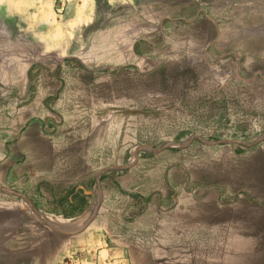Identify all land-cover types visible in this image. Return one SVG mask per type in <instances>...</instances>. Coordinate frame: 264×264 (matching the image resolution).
Returning <instances> with one entry per match:
<instances>
[{"label": "rangeland", "instance_id": "obj_1", "mask_svg": "<svg viewBox=\"0 0 264 264\" xmlns=\"http://www.w3.org/2000/svg\"><path fill=\"white\" fill-rule=\"evenodd\" d=\"M93 6L92 22L69 31L64 48L56 44L42 52L25 36L13 44L0 41V61L13 52L12 61H35L36 72L55 74L42 78L38 89L21 93L5 77L0 80L1 118L26 124L32 114L27 109L39 106L43 109L34 114L49 119L40 134H54L53 139H24L21 168L0 176L2 188L24 195L0 189L3 264L44 259L63 242L74 245V238L52 231L46 222L56 221L33 204L42 205L34 191L37 181L62 187L86 184L96 175L98 193L91 210L64 225L82 229L97 203L88 224L96 219L124 235L120 221H132L121 218L127 193H159L158 201L153 197L133 219L142 220V236L122 238L133 254L124 264H150L145 244L169 253L171 264H224V259L229 264H264V67L248 68L221 49L210 60L203 51L178 50L165 63L110 65L108 41L131 40L129 32L137 23L124 16L125 6L69 0L62 7L55 0L53 8L57 24L63 21V27L72 28L78 18L71 16ZM204 25L189 28L181 21L175 37H193L198 44ZM62 34H55L57 40ZM64 55L71 56L61 68L57 61ZM32 229L38 239H29ZM112 236L102 231V238ZM72 246V256L83 255L82 248Z\"/></svg>", "mask_w": 264, "mask_h": 264}, {"label": "crops", "instance_id": "obj_2", "mask_svg": "<svg viewBox=\"0 0 264 264\" xmlns=\"http://www.w3.org/2000/svg\"><path fill=\"white\" fill-rule=\"evenodd\" d=\"M54 1L0 0V41L13 44L18 36H25L42 52L51 50L56 44H60L61 48L66 47L70 39L69 31H78L79 27L87 26L92 22L91 16H94L96 6H93L92 10L89 9L87 13L78 9L71 16V19L77 16V23L74 27L69 28L67 24L63 27V21L57 24L53 8ZM106 1L109 6L124 5L126 8L123 13L124 16L132 17L137 22L134 23V31L129 32L133 36L131 40H128L127 37L126 39L119 37L108 41L107 62L110 65L127 64L136 66L142 64L147 66L155 65L158 60L165 63L171 57L178 56V50L183 51V53L203 51V56L210 60L215 52L221 49L234 57L236 56L238 63H244L248 68L253 69L257 64H262L264 67V0ZM64 2H66V6L69 4V0H61L62 7ZM111 13L112 11L109 15ZM68 19L70 18H67L66 21ZM181 21L190 26L189 28L192 25L197 26L199 23L204 22L203 33L206 43L204 39L198 44L194 43L197 39L193 37L187 40L177 39L175 35ZM57 32H60V34L64 32L61 35L62 38H60L62 40H57V35H55ZM122 48L124 52L118 51ZM163 49L166 52H163ZM13 54V52L8 53L9 60L0 61V80L2 81L5 77V81L12 86L13 91L21 93L24 90L29 91L31 88L38 89L39 81L42 78L55 76V74H50L44 77L43 73L33 70L36 65L35 61H25L24 63L20 60L18 63L12 61ZM70 56H62L57 64L62 68L64 62ZM98 61L100 62V59ZM7 64H10V66L7 67ZM253 73L256 72L253 71ZM58 77L61 78V76ZM40 106L46 107L49 104ZM38 107L27 109L32 114L28 117L30 120L26 124L22 123V125L17 120L18 118L4 120L0 115V130H5L0 132V176L3 179L5 176H9L11 171V174H16L15 170L21 168L20 155L23 152L21 145L24 139H53L54 134L52 133L40 134V131L48 126L49 119L44 121L38 114H34L43 109ZM16 133L15 140L8 143L5 150L3 146L5 138L14 136ZM3 193L6 194L5 191ZM97 193L98 186L96 183ZM85 214L87 213L84 212L73 218L51 217L56 223L50 221L49 223L53 224L58 231L50 229L66 238H74L71 241L74 245L72 246L69 243L66 246L67 243L63 242L49 253L48 257L45 256L44 259L40 260L34 257L31 262L24 264H124L123 261H126L129 255L133 256V254H129V243L127 241L123 242L122 238L129 236L132 240L133 236L141 237L142 234L138 230L142 226L141 219L132 220L129 223L120 221L121 226L126 227V231L124 230L126 234L124 235L113 232L107 223H103L104 226H102L101 223L95 221L96 219L80 231H77L81 226L79 224L71 226L68 223L66 225L62 223L63 221L76 220L85 216ZM84 223L85 221L82 224ZM102 231L113 235L114 238L107 237L108 240L102 238ZM28 232L30 240L38 239L33 229L31 230L32 233ZM65 232L76 233L65 235ZM79 238H83L82 241ZM107 241H113L114 243H108V245ZM71 246L82 248L84 250L83 255L80 253L78 256H72L70 254ZM145 246L148 263L151 264L153 260L167 264L172 262L169 253H161L157 246L154 247L150 244H145ZM91 249H93L92 253ZM35 252H37V249ZM222 262L229 264L228 259H224ZM0 264H3L1 258Z\"/></svg>", "mask_w": 264, "mask_h": 264}, {"label": "trees", "instance_id": "obj_3", "mask_svg": "<svg viewBox=\"0 0 264 264\" xmlns=\"http://www.w3.org/2000/svg\"><path fill=\"white\" fill-rule=\"evenodd\" d=\"M2 131L5 130L1 129L0 132ZM16 136L17 133L14 136L5 138L3 144L5 150L7 144L14 141ZM20 157L22 158V155ZM34 191L42 200L41 207H37L35 201L33 203L41 213L50 217L73 218L91 210L90 205L93 203L96 193V183L94 178H91L86 184H68L57 187V185L42 179L36 182ZM127 195L129 200L121 211L122 220L127 222L141 213L153 197L156 201L159 199V193L144 196L140 193L129 192ZM168 199L171 200V198Z\"/></svg>", "mask_w": 264, "mask_h": 264}, {"label": "water", "instance_id": "obj_4", "mask_svg": "<svg viewBox=\"0 0 264 264\" xmlns=\"http://www.w3.org/2000/svg\"><path fill=\"white\" fill-rule=\"evenodd\" d=\"M120 167H121V166H120ZM121 168H123V166H122ZM98 179H99V176H96V181H98ZM0 189H2V190L5 191V192L11 193V194L20 195V196L24 197V195L21 194V193H18V192H15V191L7 190V189H5V188H2L1 186H0ZM26 199H27V198H26ZM27 201L29 202L28 199H27ZM30 206L32 207V209H33V211H34L35 213H38L37 210H36V208H35L32 204H30ZM96 207H97V203L95 204L94 208L92 209V212H91L90 217L93 215V213H94ZM90 217H89V218H90ZM89 218H88V219L85 221V223L82 225L83 228L86 227V226L88 225V223L90 222ZM46 223H47V225H48L51 229H54L55 231H58L57 229H55L54 227H52V225H50L48 222H46ZM80 230H81V229H80ZM80 230H77V231H80ZM77 231H76V232H77ZM76 232H65V235H73V234L76 233ZM63 233H64V232H63Z\"/></svg>", "mask_w": 264, "mask_h": 264}]
</instances>
